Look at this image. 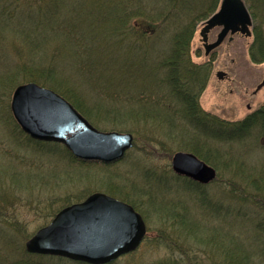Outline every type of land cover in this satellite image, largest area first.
I'll list each match as a JSON object with an SVG mask.
<instances>
[{"label":"trees","instance_id":"obj_1","mask_svg":"<svg viewBox=\"0 0 264 264\" xmlns=\"http://www.w3.org/2000/svg\"><path fill=\"white\" fill-rule=\"evenodd\" d=\"M14 1L0 0V34L6 28L14 30L8 27L18 11L12 7ZM219 1L33 0L27 12L32 31L20 27L21 30L11 32L24 38L21 48H14L22 60L3 66L5 70H13L8 80L0 72V87L11 90L20 78L34 81L57 92L97 128L109 125L132 132L133 121L138 124L134 129L136 135L143 139L152 137L151 141L166 129L168 132L174 128L192 130L194 142L184 143L185 150L207 164H210L209 155H225L224 170L228 173L217 172L208 184L177 175L170 168L157 169L148 164L141 172L149 178L134 191L125 189V182L129 181L126 178L122 193L113 184L105 188V192L131 204L145 223L155 228L161 243L171 251L165 264H254L256 260L264 264L260 259L264 260V169L246 168L242 157L208 144V139L238 140L254 131L264 134V103L244 119L235 121L203 110L199 97L211 66L209 62H192L189 54L197 24L216 10ZM244 2L253 22L249 55L253 61L261 62L264 61V0ZM52 21L56 23L59 50L55 49L53 56L46 58L40 47L46 37L39 40L41 30L36 29ZM163 30L171 35L170 48L154 67L148 48L142 51L134 48L146 39L157 40ZM84 39L88 42H83ZM24 45L31 50H23ZM129 54L134 56L133 60ZM0 95L8 98L5 92L0 91ZM2 100L0 121L4 128L0 146L11 156L8 166L12 169L0 173V264H85L61 256L27 252L24 243L30 235L25 233L14 203L24 200L20 192L23 184L31 189L62 180L55 171L58 163L73 169L75 165L99 162L78 159L60 143L29 137L14 121L9 100L1 104ZM178 122L187 126L181 128ZM32 161L40 170L30 165ZM114 163L102 165L111 167ZM6 180L11 183L3 187L1 184ZM86 196L85 190L61 196L59 200L54 196L45 206L47 212L43 216L52 218L61 208ZM132 197H137L139 203ZM190 211L194 216L239 221L250 226L260 242L259 250L241 248L230 241L233 238L227 240L226 236L206 233L205 223L196 218L191 220ZM199 248L209 261L205 262L199 255Z\"/></svg>","mask_w":264,"mask_h":264},{"label":"rangeland","instance_id":"obj_2","mask_svg":"<svg viewBox=\"0 0 264 264\" xmlns=\"http://www.w3.org/2000/svg\"><path fill=\"white\" fill-rule=\"evenodd\" d=\"M32 1L33 0H15L12 2V7H17L18 11L15 13V19L13 18L14 20H10L8 22V27H14V30L9 31V29L6 28L3 34H0V72H2L1 76L4 80L8 75L12 74L11 72L13 70H10L11 68L9 70H5L3 66H11L17 61L22 60L19 58V55L14 48H21L24 38L21 36L19 37L16 34L12 35L11 32H16V30L20 29V27L24 28L26 32L32 31L31 27L33 24L27 17V12L29 11L28 7L32 6ZM244 5L246 6L245 2ZM218 7L219 4L215 11H217ZM91 12L99 13L97 10H91ZM203 22L197 24L189 43V54L192 62H209L211 66L207 84L199 97V104L203 110L216 115L221 119L231 121L244 119L249 113L253 112L264 103V85L259 89H256L257 85L264 80V61L255 62L250 58L249 48L253 41V36L245 37L241 34L233 35L230 40L228 39V36H226L219 46L213 49L210 54L205 56L199 36V30ZM43 25V28L45 27L44 29L40 27L36 30H41L38 38L39 40L46 37L45 40L41 41L42 43L40 47L46 58H50L53 56V53L56 52L55 49L59 50L55 36L56 23L53 21L45 22ZM219 30L220 28L216 27L209 32L208 42H213L215 40ZM31 35H33V33ZM169 36H171L170 33H167L165 30L160 31L157 36V40H154L153 42L151 41L153 44L146 39L142 42V45L134 49L142 51L148 48V56L152 59V64L155 67L157 63H159L160 60H162V58L169 52ZM128 38L130 40L133 39L132 36ZM82 41L88 42L85 39ZM25 46L26 45L23 46V50H31ZM129 57L132 60L134 58L132 54H129ZM134 60H136V58ZM217 72L224 73V76L222 78H218L216 74ZM8 79L9 78H7V80ZM26 82L34 81L21 80L20 78V81L17 82L11 90L7 87L3 88L4 86L2 85V87H0V91L8 94V98L5 99L10 102L13 89L17 85ZM3 98L4 96L0 95V101ZM5 99L2 100L1 104L4 103ZM2 108L4 109V106ZM131 123L133 126L132 132H129V130H123L122 127L117 129L111 128L109 125L105 126V128H97L95 126L101 131L113 130L118 132H129L133 135L132 147L127 151L128 153L126 152L127 154L125 153L126 156L124 155L125 157L123 156L124 158L115 162L113 166L106 167L102 165V163H92L80 166L75 165L73 169H66L63 164L58 163V165L55 166V171L56 173H60L62 178V180L60 179L58 183H54V181L47 184L43 183L41 185H36L31 189L30 187L28 188L26 184H23V187L21 186L22 188L20 192L25 201L19 200L14 203L16 208L15 212L17 215L19 214V219L22 220V223H24L25 233L30 235L29 238L39 228L45 226L51 220V218L45 219L43 216L47 212V208L45 206L51 202L49 201L50 198L57 196V199L59 200L61 196L62 198L65 196H71L72 194L83 190H85L87 195L95 191L109 194L105 192V188L110 184L117 186V188H119V190H117L121 192L120 190L124 186L123 180H125V178L129 179V181L125 182V189L134 191L144 184L149 178L144 174V172H141L144 167L150 164L155 166L157 169H171V156L176 151L189 152L185 150L183 146L194 142V132H192V130L183 131L180 128L171 129V132H168L167 129L165 131H160L163 133L158 135L157 139L153 141H151L152 137L143 139L136 135L134 131L137 127L136 125L138 124H135L133 121ZM177 124L181 128L187 126L183 125L182 122H178ZM3 128L4 126L0 121V133ZM148 139H150V141ZM159 142L163 145L161 146ZM208 144L212 147H217L224 152L229 149L233 153L234 157H242L245 160L246 168L253 166L264 169L263 133L254 131L249 136L238 140L223 141L218 139H208ZM10 157L11 156L5 152L4 147L0 146V173L8 172L12 169L11 166H8ZM208 158L210 162L209 165L215 169L216 174L217 172H221L223 175L228 173L224 170L227 165L224 154L221 157L209 155ZM30 165L34 169L40 170L38 169V164L36 165L35 162L32 161ZM40 174L43 175L44 173L40 172ZM10 183L11 182H7L6 180L4 181V184L1 185H3V187H7ZM129 194L134 196L130 192ZM132 198L136 201V203H139V199L137 197ZM189 213L191 220L196 218L205 223L206 233L226 236L227 240L229 238H233V240L230 241L240 244L241 248L259 250L258 248L260 246V242L255 237L256 235L250 226L239 221L222 222L213 218H206L199 215L194 216V212L192 213L191 211ZM150 223L152 224L153 221H150ZM146 228V235L138 247L135 250L122 255L112 264H165L164 261L171 255L170 249L161 243L159 235L153 226L150 227L146 223ZM202 252L203 250L199 248V255L205 260V262L209 261L205 255L203 256ZM30 258L35 259L34 257ZM260 259L264 261L261 257ZM254 264H259V262L256 260Z\"/></svg>","mask_w":264,"mask_h":264},{"label":"water","instance_id":"obj_3","mask_svg":"<svg viewBox=\"0 0 264 264\" xmlns=\"http://www.w3.org/2000/svg\"><path fill=\"white\" fill-rule=\"evenodd\" d=\"M251 23L243 0H220L217 11L203 22L199 31L204 54L219 46L227 35L229 40L236 33L250 36ZM215 27L220 30L215 40L208 42V33ZM216 74L218 78L224 75ZM263 85L264 80L256 89ZM9 109L28 136L60 143L84 161H118L133 144L131 133L95 128L65 98L34 82L22 83L13 89ZM171 169L200 184H208L216 176L212 166L186 151H176L171 156ZM145 231L141 215L130 204L95 191L58 211L25 242V249L33 254L106 264L134 250Z\"/></svg>","mask_w":264,"mask_h":264}]
</instances>
